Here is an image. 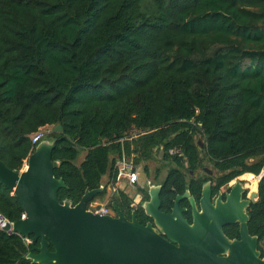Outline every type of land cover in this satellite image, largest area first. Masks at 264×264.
Here are the masks:
<instances>
[{
  "label": "trees",
  "instance_id": "1",
  "mask_svg": "<svg viewBox=\"0 0 264 264\" xmlns=\"http://www.w3.org/2000/svg\"><path fill=\"white\" fill-rule=\"evenodd\" d=\"M58 123L61 131L45 138L55 140L54 175L66 185L60 201L76 204L105 174L113 181L122 147L135 166L161 148L174 164L162 209L186 187L200 197L204 179H185L203 159L219 173L217 186L257 178L264 171V0H0L1 160L20 170L35 148L31 135ZM257 191L250 222L261 225L264 173ZM118 192L111 199L126 213L132 199ZM0 212L12 222L23 212L1 182ZM135 214L147 219L140 204ZM31 250L19 234L0 230V264H36L26 258Z\"/></svg>",
  "mask_w": 264,
  "mask_h": 264
},
{
  "label": "water",
  "instance_id": "2",
  "mask_svg": "<svg viewBox=\"0 0 264 264\" xmlns=\"http://www.w3.org/2000/svg\"><path fill=\"white\" fill-rule=\"evenodd\" d=\"M53 131H61L58 123ZM197 143L204 147L202 136ZM55 140L41 139L26 159V167L10 169L0 158V182L20 202L24 218L7 222L3 231L12 230L31 236L32 250L26 258L36 264H264L259 257L255 238L248 234L247 215L238 209L227 212L226 206L243 207L240 202L241 183L237 181L221 202L219 194L211 202L210 181L203 184L199 207L188 189L178 194L170 213L160 211V185L148 187V200L140 202L146 216L152 219L139 223L135 211L127 220L115 203V215L99 214L88 209L89 203L104 190V184L86 189L80 200L60 201L58 190L65 187L62 178L54 175L59 162L52 159ZM164 156V149H160ZM256 193L253 192L252 196ZM192 207V224L185 221L180 200ZM240 221L241 240L229 239L223 225ZM178 227V228H175ZM160 232L167 235L162 238ZM179 232H188V243L176 238ZM38 240V244L36 241ZM178 242L179 245L174 244ZM53 250L49 249V246Z\"/></svg>",
  "mask_w": 264,
  "mask_h": 264
},
{
  "label": "flooded vegetation",
  "instance_id": "3",
  "mask_svg": "<svg viewBox=\"0 0 264 264\" xmlns=\"http://www.w3.org/2000/svg\"><path fill=\"white\" fill-rule=\"evenodd\" d=\"M200 148H203V147H200ZM199 156L203 159V153L202 152L199 153ZM202 162H205V160L203 159L201 161V163ZM201 163H200V165L196 166L194 168V170L188 169V172L186 173V179H185L186 180V184H189V183L194 182V181H195V183H197L200 178H203L204 180L201 182V190H202L203 184L205 182H207V181H210L211 202L215 203L216 198L220 194L221 195V202L224 203V202L227 201V195L230 193L232 187L235 185V183L237 181H239L241 183V187H242V190H240L239 201L240 202H242V201L247 202V204L244 205L243 207H241V206L238 207L235 204L234 205H230V206H226L227 209H225V210L227 212H229V213L231 211L234 212L235 209H238L239 211L243 210V213H245L247 215L248 234H249V236L251 238H255L256 250L259 252V257L261 259H263L264 258V221L262 222L261 225H257L254 222H250V207L258 199L257 181H258V179L261 178V176L263 174L260 176V174H261V172H260V174L257 176V178H255L254 176L250 175L251 179H253L252 181H247V180H245L246 179L245 177L243 178V175H239V176L235 177L234 179H232L231 181H229V182H227L225 184H221V185L217 186V184L215 182V178H216V176H218L219 173H217V171L215 169L207 168L205 166V163H203V164H201ZM171 167H174V164H171ZM168 170L166 171L164 177L160 178V176H161L160 175L159 177H155L156 179H150L149 177L147 178V176L145 174V166H144L143 171L141 170L140 173H139L138 181L135 184L131 185L132 189H133V191L135 193L133 195H130L128 192H123L122 191L125 195L130 196L131 199H132L131 203L129 204L130 209H128V210L125 209L126 213L121 211L123 213L124 217L127 220H131L132 212L135 211L136 206L138 204H140V202H143V201L149 199L147 191H148V187L151 184L160 185V193H161L163 182L165 181V178H166ZM157 174H159V173H157ZM143 177H146L145 183L143 182V179H142ZM186 189L189 190L188 187H186L185 190ZM189 192H190V190H189ZM253 192L256 193L254 196H252ZM136 194L139 195V198H140V202L138 204L134 203V196ZM177 195L178 194H175V196L171 199L172 200V205L169 206L166 209L165 208L162 209V204H161V200H160V211L165 212V213H170L172 211L173 206H174V199H175V197ZM190 195H192V194L190 193ZM193 197H194V199L196 201V206L198 208H200L199 207V198L200 197L199 198H196L195 196H193ZM112 203H115V201L110 198L109 213L108 214L116 216L115 215V210H114V208L112 206ZM179 206L182 207V208H185L184 210H182V214H183V217H184L185 221L187 222V224H192V222H193L192 207H191L189 201H187L185 199L184 200H180L179 201ZM129 210H130V215L127 214V212ZM149 221H152V219L147 216V219L145 221H143V222L139 221V223L145 225ZM175 228H178V227H175ZM178 229H180V228H178ZM240 229H241V224H240L239 220H236L234 222H229V223H226V224L223 225L224 234L229 239H232V240H235V239L236 240H241V231H240ZM159 234H160V236L162 238H165V239L167 238L166 234H164L162 232H160ZM175 236H176L177 239L185 240L188 243V232H179ZM30 238H32V237H30ZM36 243L38 244V240L36 241ZM174 244L179 245L178 242H176V243L174 242ZM49 249L53 250V247L51 249L50 246H49Z\"/></svg>",
  "mask_w": 264,
  "mask_h": 264
},
{
  "label": "built area",
  "instance_id": "4",
  "mask_svg": "<svg viewBox=\"0 0 264 264\" xmlns=\"http://www.w3.org/2000/svg\"><path fill=\"white\" fill-rule=\"evenodd\" d=\"M50 128H43L34 134L31 135V143L35 146L41 139L45 138L46 134H48V130ZM122 140V139H121ZM168 153L170 155H182V151L179 147H170L168 149ZM26 167V161L23 164V168ZM114 169L116 171V175L113 181H110L108 185L105 186V191L109 192V194H113L118 192L120 189L118 187L120 181H125L129 184H135L138 181L139 177V170L137 166L134 165L132 157L128 156L125 152V149L122 147L121 155L116 158V162L114 164ZM264 173L261 171L260 176ZM88 209L92 210L95 213L99 214H108L109 207L105 204H100L95 201H92L88 205ZM24 213L22 212L20 218H24ZM10 221L7 219L1 212H0V230H2L6 223ZM5 232H13L12 230H8ZM21 236V235H20ZM26 244H30L31 238L30 237H23L21 236Z\"/></svg>",
  "mask_w": 264,
  "mask_h": 264
},
{
  "label": "rangeland",
  "instance_id": "5",
  "mask_svg": "<svg viewBox=\"0 0 264 264\" xmlns=\"http://www.w3.org/2000/svg\"><path fill=\"white\" fill-rule=\"evenodd\" d=\"M51 131H53L52 128H50L48 130V133H50ZM51 139V138H49ZM85 153L86 151L85 150H82L79 152V155L78 157L76 158L75 160V163L76 164H80L81 161L84 159V156H85ZM164 156H158V158H153L152 160L150 161H147L145 163H140L139 165H137V169L139 170V173L140 171L142 170L143 171V168L144 166L147 167V171L145 170V174L147 176V178L149 177L150 179H156L155 177H159L160 175V178L161 177H164L166 171L171 167V162L167 161V160H163ZM205 163V166L209 169H214L212 167L211 164L207 163V162H204ZM159 173V174H157ZM158 175V176H157ZM246 178L245 180L247 181H252L253 179H251V176L250 175H244L243 178ZM143 182L145 183L146 181V177H143ZM251 179V180H250ZM102 181L104 184L108 185L109 181H108V174H105L103 177H102ZM119 191H123V192H128L130 195H133L135 192L133 191L132 189V186L131 184L125 182V181H120L119 185ZM111 195L109 194V192H107V190L104 192V193H101V194H98L95 196V198L93 199V201L97 202V203H100V204H107L108 207H109V203H110V197Z\"/></svg>",
  "mask_w": 264,
  "mask_h": 264
}]
</instances>
